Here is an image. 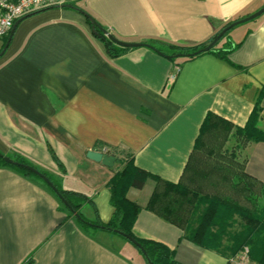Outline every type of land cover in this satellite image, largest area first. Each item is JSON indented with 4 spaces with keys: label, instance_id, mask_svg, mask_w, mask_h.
<instances>
[{
    "label": "crops",
    "instance_id": "0c3cea01",
    "mask_svg": "<svg viewBox=\"0 0 264 264\" xmlns=\"http://www.w3.org/2000/svg\"><path fill=\"white\" fill-rule=\"evenodd\" d=\"M263 5L74 0L24 14L0 55V152L18 153L60 187L87 194L91 201L81 213L101 222L112 215L106 182L116 163L106 167L86 152L130 153L135 165L155 176L126 193L140 206L133 234L164 244L181 264H231L224 253L189 239L188 222L179 225L147 204L159 181L205 177L188 164L200 156L194 147L208 114L234 130L258 103L264 129V12L245 29L225 33L214 47L228 51L225 56L203 52L192 58H169L146 46L111 56L88 17L122 41L192 45ZM244 159V172L264 185V141L246 142ZM184 211L189 219L194 210L187 205ZM66 216L40 181L0 166V264H147L135 247L115 248L113 243L130 246L120 235L85 231Z\"/></svg>",
    "mask_w": 264,
    "mask_h": 264
},
{
    "label": "trees",
    "instance_id": "16d2710c",
    "mask_svg": "<svg viewBox=\"0 0 264 264\" xmlns=\"http://www.w3.org/2000/svg\"><path fill=\"white\" fill-rule=\"evenodd\" d=\"M237 20V19H235ZM231 22L225 24H230ZM94 27V31L96 34L102 38L106 44L107 51L111 56H115L119 54L121 51L128 49L127 47H121L114 42H112L108 37L103 33L100 29L101 27L96 24ZM218 33V32H217ZM215 33L208 41L192 44V45H176L171 43H161L157 40H148L146 43L152 45L153 47L157 48L160 52L164 55H168L169 58L175 57H186L192 58L195 57L203 52L195 54L194 52L205 46L208 42H210L215 36ZM9 33L3 36L1 39H5L0 44V51L3 49L5 42L7 40ZM225 35V34H224ZM224 35L220 38V40L224 37ZM219 40V41H220ZM218 41V42H219ZM217 42V43H218ZM216 43V44H217ZM215 44V46H216ZM215 46H213L210 50L205 52H216L222 56L228 51H224L222 49L214 50ZM259 119H260V107L258 103L254 106V109L250 113V116L242 127H235L234 133L237 135H241L244 143L246 142H256V141H264V129L259 126ZM223 126L225 131L232 130V127L219 119H215L214 116L208 114L204 119V122L201 127L200 135L196 140L194 152L200 153L198 157V161L196 160L195 156L193 158L194 162L188 164V168L192 170V172L196 175H200L202 172L200 169V164L204 163V160H199L201 155L202 158L212 156L213 150L209 151V154L206 156L204 140L210 139L214 130L219 129ZM226 133V134H227ZM225 140H228V137H225ZM221 146L218 148L220 149ZM114 157L116 163V169L110 179L106 182V186L110 191V204L112 206V215L107 222H101L97 218L89 219L85 217L81 213V209L84 205L89 204L91 199L90 197L77 190L72 189H64L60 187L55 180L45 171H42L31 164L25 157L18 153L6 154L10 158L15 161L32 165L42 173H44L52 183L57 187L58 191L62 194L63 198L68 202L70 207L74 212L80 214L81 218L84 220L76 219L73 215L72 211L63 204V202L57 197V195L52 191V189L38 176L33 174L32 172L28 171L27 169L14 166L11 164L6 163L3 160V154L0 152V166H7L12 169H15L21 172L23 175L28 177H33L34 179L40 181L47 189H49L59 200L62 207L67 212V218H73L78 225L88 232H93L96 229H103L105 231H109L115 233L114 230L117 229L134 239H136L141 247L145 250L147 258L150 260L151 264H181L176 261L172 256V251L166 247L164 244L146 238L136 237L133 234L132 226L135 221L136 215L140 209V206L133 200H130L126 193L129 188H141L145 181L148 178H154L152 174L147 172L146 170L138 167L135 165L133 156L130 153H123L126 157H122L120 154L122 153H113L108 151ZM221 154V153H220ZM195 155V154H194ZM199 155V154H197ZM125 158V159H124ZM203 161V162H202ZM245 161V159H244ZM244 161L241 164L240 169V176L236 177L235 179H231L230 172L225 169L223 162L215 163L214 165H209V168L203 169V175H209L212 170L219 172L222 176V180H231V185L235 193H239L241 191V181L245 179L244 188L249 189L250 193H252V188H255L257 185L262 189H264V185H259L258 183L254 182L245 172H244ZM191 166V167H190ZM159 180V179H156ZM160 186L154 189L150 200L147 204V207L154 209L156 212L161 214L167 219L174 221L179 225H185L189 223V227H186V235L189 239L200 244L201 246L214 248L215 250L224 253L230 259L235 257L239 251H241L244 247L248 249L249 256L251 260L259 263L264 264V204L262 206H257L254 211H247L243 209V222L244 225L240 227L238 231L235 233H230L227 235L223 232V222L221 221L222 216L219 213L222 211L221 206H225L229 199L227 198H217L214 196L202 195L201 198H204V201L200 202L199 206L193 208V213H191V217L189 219L185 218V211L179 205L183 206V202H176L172 200L171 193H183L185 189L182 185L184 181H180L176 184L159 181ZM182 191V192H181ZM197 189H196V196H197ZM194 193V191H193ZM248 200V197H245ZM186 203L191 204L187 198ZM174 205H177V208H174ZM184 215V216H183ZM86 221L94 224L90 225L86 223ZM188 222V223H187ZM193 224L194 227H191ZM95 225L103 226V228H99ZM117 234V233H115ZM119 235V234H117ZM121 236V235H120ZM122 237V236H121ZM124 238V237H123ZM222 239L226 240V242H222ZM128 241V240H127ZM129 242V241H128ZM132 244V243H131ZM133 245V244H132ZM134 246V245H133ZM138 253H140L143 257L141 250L134 246ZM146 260V258L144 257ZM147 263V261H146ZM148 264V263H147Z\"/></svg>",
    "mask_w": 264,
    "mask_h": 264
},
{
    "label": "rangeland",
    "instance_id": "374dc122",
    "mask_svg": "<svg viewBox=\"0 0 264 264\" xmlns=\"http://www.w3.org/2000/svg\"><path fill=\"white\" fill-rule=\"evenodd\" d=\"M250 24L251 20L242 22L233 26V28L227 33L232 36L234 31L245 29ZM219 42L216 45L220 44ZM222 128L223 126L218 129L219 133L217 132L216 135H212L206 142V156L211 150H213L214 154L212 156L210 155L209 157L202 158L204 163L200 164V169L202 171L200 175L203 174V169L209 168V165H214L217 162H223L225 169L230 172L231 179H235L240 176L239 171L241 169V164L244 161L245 143L242 136L234 133V130H230L227 133V131ZM225 137H228L227 141L225 140ZM220 146L221 148L218 149ZM120 155L122 157H126L123 153ZM245 181V179L241 181V191L239 193H235L231 185V180H222L221 174L212 170L209 175L200 180L183 182L182 186L185 189L183 190L182 195L181 193H171V197L172 200H175L176 202L182 201L184 203L183 206H179L184 210L187 205L188 207L194 208L197 205L199 206V204H201L200 202L204 201V198L200 197L202 195H197L198 197H196L195 192L198 186H201L203 191L206 192V195L208 196H214L220 199H229L225 206H221L222 211L219 213V215L222 216L221 221L224 225L223 232L229 235L230 233H235L241 226L244 225L243 215H241V213H244L243 209L247 211H254L257 206H262L264 204V189L261 190L258 185L255 188L251 186L253 191L250 193L249 189L244 188ZM245 197H248V200H246ZM185 198H187L189 202H192V206L191 204L186 203ZM188 212L190 211L188 210ZM123 240L130 245L129 248L125 246L121 247L120 245L113 243L115 248H118V250H121L122 252H129L131 249H135L134 246H131V243L125 239ZM222 242H226V240L222 239Z\"/></svg>",
    "mask_w": 264,
    "mask_h": 264
},
{
    "label": "water",
    "instance_id": "95a60500",
    "mask_svg": "<svg viewBox=\"0 0 264 264\" xmlns=\"http://www.w3.org/2000/svg\"><path fill=\"white\" fill-rule=\"evenodd\" d=\"M263 12H264V5L261 8H259L258 10L250 13L249 15H247L245 17H242L240 19H237L235 21H232L230 24H228L225 27H223L210 42H208L205 46L197 49L194 53L197 54V53H200V52H205V51L210 50L213 46H215V44L220 40V38L230 28H232L233 26H235L237 24H240L242 22L255 19L256 17H258L259 15H261ZM88 19H89L90 23L92 24V30H93V32L96 33L94 31V27H93V26L96 25V22L91 17H88ZM15 23H16V21H15ZM15 23H14V25H15ZM14 25H13V27H14ZM12 28L9 31V36L11 35ZM100 29L108 37V39H110L112 42H114L115 44H117V45H119L121 47H127V48H129V47H136V46H146V47H149V48L153 49L157 53H159L161 55H164L157 48L153 47L152 45H150V44H148L146 42L122 41V40H119L116 37H114L112 34H110L105 29H103V28H100ZM9 36H8L7 41L5 42V45H4L3 49L0 51V55L3 53V51L5 50V48H6L7 44H8ZM164 56L168 57V55H164ZM86 157L89 158V159H91V160H93V161L100 162L102 165H104L106 167H112L114 165V162H115L114 157L111 154H109L108 151L88 150L86 152ZM3 160L6 163H8V164H11V165H14V166H18V167L27 169L28 171L32 172L33 174H35L36 176H38L40 179H42L52 189V191L57 195V197L63 202V204L66 205L72 211V213L75 216V218L84 221L81 218L80 214H78L77 212H74L72 210V208L70 207V205L68 204V202L63 198L62 194L58 191L57 187L52 183V181L44 173H42L40 170H38L37 168H35L32 165H28V164H24V163L15 161V160H13L12 158H10L7 155H4L3 156ZM86 223H88L90 225H94V224H92V223H90L88 221H86ZM95 226H97L99 228H103V226H99V225H95ZM114 232L117 233V234H119V235H121L126 240H128L130 243H132L134 246H136L138 249H140L141 252H142V254L144 255V257L146 258L147 263L148 264H151L150 260L146 256L145 250L141 247L140 243L136 239H134L133 237H131V236H129V235H127V234H125V233L117 230V229H115Z\"/></svg>",
    "mask_w": 264,
    "mask_h": 264
},
{
    "label": "built area",
    "instance_id": "2783aa9c",
    "mask_svg": "<svg viewBox=\"0 0 264 264\" xmlns=\"http://www.w3.org/2000/svg\"><path fill=\"white\" fill-rule=\"evenodd\" d=\"M74 0H0V38L7 35L15 21L31 11L51 5L69 4ZM177 70V69H176ZM171 73L169 79H174ZM231 264H259L251 260L248 249L244 247L231 259Z\"/></svg>",
    "mask_w": 264,
    "mask_h": 264
}]
</instances>
